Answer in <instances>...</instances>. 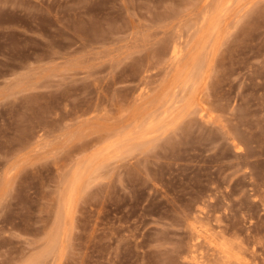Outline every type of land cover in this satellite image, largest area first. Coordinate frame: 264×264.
I'll use <instances>...</instances> for the list:
<instances>
[{"label":"rangeland","instance_id":"obj_1","mask_svg":"<svg viewBox=\"0 0 264 264\" xmlns=\"http://www.w3.org/2000/svg\"><path fill=\"white\" fill-rule=\"evenodd\" d=\"M0 264H264V0H0Z\"/></svg>","mask_w":264,"mask_h":264}]
</instances>
